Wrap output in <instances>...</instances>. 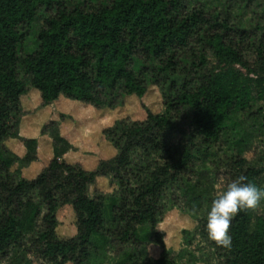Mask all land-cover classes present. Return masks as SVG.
I'll return each mask as SVG.
<instances>
[{
  "label": "trees",
  "instance_id": "obj_1",
  "mask_svg": "<svg viewBox=\"0 0 264 264\" xmlns=\"http://www.w3.org/2000/svg\"><path fill=\"white\" fill-rule=\"evenodd\" d=\"M149 86L157 87L161 110L145 107L143 119L117 118L103 128L111 157L90 169L67 161L74 147L53 112L41 127L51 155L35 176L22 174L37 148L35 138L19 136L20 118L32 110L26 96L37 109L65 99L113 111ZM256 100L264 102V0H0V259L33 264L25 257L32 252L50 264H102L111 250L112 264H177L157 225L182 201L200 215L195 235L210 263L264 264V214L232 219L230 249L206 231L216 198L207 164L219 143L228 144L229 182L243 175L259 187L264 175V164L243 157L241 128L256 117ZM258 111L264 121V108ZM17 138L21 156L5 145ZM99 176L112 190L90 196ZM66 205L75 235L63 239L56 213ZM149 243L160 244L156 258L146 254Z\"/></svg>",
  "mask_w": 264,
  "mask_h": 264
},
{
  "label": "rangeland",
  "instance_id": "obj_2",
  "mask_svg": "<svg viewBox=\"0 0 264 264\" xmlns=\"http://www.w3.org/2000/svg\"><path fill=\"white\" fill-rule=\"evenodd\" d=\"M33 49V36L29 34L24 43V51L30 52ZM31 95L24 98V104L26 106L31 104L32 110H24L18 129L20 137L35 138L37 141L35 160L22 169V174L28 178L35 176L51 155V140L47 135L41 134V127L53 119V112L58 113L56 120L59 122L60 134L74 147L73 150L66 153L65 159L69 162L80 161L85 168L90 169L96 165L98 160L109 158L114 154V150L102 140L101 131L103 128L111 125L117 118L143 119L145 107L152 112L161 110L160 94L155 86H149L145 95L140 98L135 95L124 96L121 104L113 111L108 108L95 109L65 99L56 100L51 106L37 109L34 106V96ZM260 107L264 108V102L256 100L253 109L256 117L248 118L247 124L243 123L245 127L241 128V132L246 133L244 137L248 140V145L243 149V157L250 166L264 164V121L261 117L262 112L258 111ZM59 114H63L64 117L60 118ZM5 145L18 156L23 154L24 145L18 138L7 140ZM227 146L226 142L219 143L218 155L216 154V157L207 164V169L211 170L212 174L211 181L214 182L212 190L214 195L218 191L215 186L221 178L225 184L229 182L227 174L229 166L222 159ZM258 184L259 188L264 189V175L259 179ZM111 190L109 180L99 176L90 186L89 195L91 196L96 192L109 193ZM254 212L264 214V200ZM199 217L198 214H191L181 201L178 206L169 210L157 225V230L162 235L161 243L165 249L171 250V256L177 264H189L190 259L196 260V264H212L210 263L212 262L210 260L212 258L211 251L208 250L205 242L198 235H195ZM56 219L58 237L65 239L75 235V219L68 205L57 210ZM138 232L142 238L149 235L146 226L139 227ZM160 250L159 243H149L146 247V254L156 258ZM114 256V251L110 250L105 253L102 264H112ZM191 256H195L197 259H193ZM25 257L31 260L33 264H50L32 252H26ZM18 261L0 259V264H16Z\"/></svg>",
  "mask_w": 264,
  "mask_h": 264
},
{
  "label": "clouds",
  "instance_id": "obj_3",
  "mask_svg": "<svg viewBox=\"0 0 264 264\" xmlns=\"http://www.w3.org/2000/svg\"><path fill=\"white\" fill-rule=\"evenodd\" d=\"M243 175L225 184L221 178L216 184V198L207 213L206 231L208 239L217 247L230 249L229 235L232 219L241 211H256L264 200V189L251 182H245Z\"/></svg>",
  "mask_w": 264,
  "mask_h": 264
}]
</instances>
